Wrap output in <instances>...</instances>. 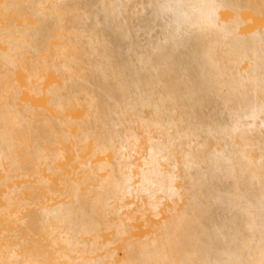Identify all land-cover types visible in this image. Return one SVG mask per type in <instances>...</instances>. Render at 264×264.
<instances>
[{"label": "bare ground", "instance_id": "obj_1", "mask_svg": "<svg viewBox=\"0 0 264 264\" xmlns=\"http://www.w3.org/2000/svg\"><path fill=\"white\" fill-rule=\"evenodd\" d=\"M244 15L264 0H0V264H264Z\"/></svg>", "mask_w": 264, "mask_h": 264}, {"label": "rangeland", "instance_id": "obj_2", "mask_svg": "<svg viewBox=\"0 0 264 264\" xmlns=\"http://www.w3.org/2000/svg\"><path fill=\"white\" fill-rule=\"evenodd\" d=\"M244 19L246 21V25L244 27H246L248 25H251V27H255L256 25H260V24H263L264 23V20H257V19L256 20H251L249 17H247L245 15H244ZM31 96H32V98H30V99L32 101H34L35 99L37 100L39 98V96L34 95V94H31ZM21 97H22V99H24L23 94L21 95ZM76 155L77 154H75V153L74 154H69V155L66 154V158L65 159H66V161H68V163H70V166H68V169L66 170V172L69 171L71 173L73 171V169L76 167L75 162H74L75 161V158L77 157ZM86 155H87V153L85 152V153H82L80 155V157L81 158H84V157H86ZM54 181L57 184L59 183L57 179H54ZM1 207H2V201L0 202V208ZM129 207H130L131 211H133V213L136 216V218H141L140 217V214L138 212H136L137 211V206L135 204H133V205L130 204ZM161 210H163V208H161ZM163 214H165V211H161V214L160 215H163ZM145 218L146 219H151L154 222V220H155L156 217H154V216H146ZM135 224L139 228L146 229L144 227V221H143V219L139 220V222H135Z\"/></svg>", "mask_w": 264, "mask_h": 264}]
</instances>
